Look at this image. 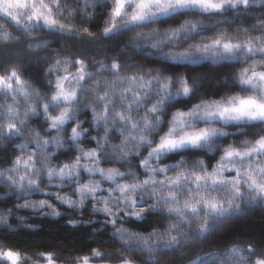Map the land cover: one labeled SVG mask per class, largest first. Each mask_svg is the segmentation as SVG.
Segmentation results:
<instances>
[{"label":"snow or ice","instance_id":"obj_1","mask_svg":"<svg viewBox=\"0 0 264 264\" xmlns=\"http://www.w3.org/2000/svg\"><path fill=\"white\" fill-rule=\"evenodd\" d=\"M0 21V264H264V239L222 257L185 247L264 215V0H0ZM43 61L46 79L26 75ZM93 77L105 136L82 148L68 122ZM41 117L52 139L26 132ZM33 217L86 243L68 257L64 241L17 247L24 230L39 238Z\"/></svg>","mask_w":264,"mask_h":264},{"label":"clouds","instance_id":"obj_2","mask_svg":"<svg viewBox=\"0 0 264 264\" xmlns=\"http://www.w3.org/2000/svg\"><path fill=\"white\" fill-rule=\"evenodd\" d=\"M3 25V21H0V26ZM64 42H60V46L63 47ZM41 56H43V53H41ZM47 63H50V61H43L41 63H33L31 65L26 64L25 65V72L26 75L36 76V73H40V78L46 79L44 76V69ZM95 77L92 78V80L88 81V84L85 86L86 90H82L79 94V97L77 101L74 102V107L72 109V115L73 119H71L68 123L72 125L73 127L79 125L78 130L80 131V146L82 148L84 147H95L97 142H103L102 138L105 136V130L103 127L96 124V122L93 119V110L96 112H102L103 111V104L97 102V97L102 95L99 91H92L90 89L95 87L94 81ZM4 98L0 97V105L4 103ZM95 106V107H94ZM64 105L61 104L57 106L54 109V114L58 113L63 109ZM110 114H109V128H113V125L111 123V114L115 111L119 110V102H116L115 106L109 105ZM3 109L0 108V111ZM134 118H139L143 115V111H140L139 113L133 112ZM122 125H120L119 122L116 123L115 127L119 128ZM0 127H3V122H0ZM41 128L47 129V124L44 122L43 117H41V123L40 125H29L28 129L26 130L27 133L31 132H38L41 134V139H52L51 136L44 135L43 132H41ZM87 129V131H84ZM55 134V133H54ZM68 136L71 135V128L68 125H65L64 130L59 133V135H65ZM118 136V133L116 134ZM128 133L125 132V136H127ZM111 136V134H110ZM30 134H26L23 136V140L30 139ZM120 144V139H109V145L111 147L118 146ZM65 151L67 149H64ZM143 151V149H141ZM54 155L59 156L60 153L53 149ZM147 155V152L144 153ZM60 162H63V160H60ZM53 163H56V161H53ZM119 163H123L122 161H113L111 164L106 166H112L117 167L119 166ZM132 167L130 164L125 163L124 168L121 169L122 171L127 170L128 168ZM144 195V194H142ZM145 199H147V196L145 195ZM125 223H128L127 221H124ZM171 221H164L163 218H161L159 221H150V220H143V221H137L135 223H129L128 226L133 229H141L143 232L151 231L153 227H158L161 223H168ZM202 222L201 220H194L192 222V226L195 227L196 225L200 224ZM94 223H98L97 221H94ZM87 226V225H86ZM241 244L244 245L246 242L243 241H237L232 239L231 237L224 234V231L209 236L207 240H196L194 243H191L189 245H185V247H188L191 249L193 255L200 254V253H213L216 257H222V254L225 253V250L232 247L233 244ZM184 248H178L177 249V255L179 253L183 252ZM137 264H142L143 261L147 259L145 255L137 254ZM191 257H185V264L188 259ZM204 259L209 261V264H221L220 260H214L211 256H205ZM161 264H171V261H162Z\"/></svg>","mask_w":264,"mask_h":264},{"label":"trees","instance_id":"obj_3","mask_svg":"<svg viewBox=\"0 0 264 264\" xmlns=\"http://www.w3.org/2000/svg\"><path fill=\"white\" fill-rule=\"evenodd\" d=\"M176 70L180 72L184 71L183 68H178ZM197 70L199 71L200 69ZM211 91L212 90L209 89V92ZM60 160H66V155H60ZM53 191H55V189H53ZM21 214H26V210H22ZM29 222L39 223L41 225V231L37 234L39 238H34L27 230H24L20 235L15 237V245L22 249L36 250L35 246L41 243L51 242L55 245L60 241H64L70 250L62 252L60 255L62 257H68L77 255L78 250L86 243V233L84 231L67 232V225L64 224L63 220L33 217ZM82 227L86 228L87 226L84 225ZM134 230L141 231V229ZM224 234L234 240L243 242H247L253 238L256 240L264 239V215L255 213L248 215L242 220L234 221L224 230ZM105 247L108 248L107 245H105ZM108 250H111V248H108Z\"/></svg>","mask_w":264,"mask_h":264},{"label":"rangeland","instance_id":"obj_4","mask_svg":"<svg viewBox=\"0 0 264 264\" xmlns=\"http://www.w3.org/2000/svg\"><path fill=\"white\" fill-rule=\"evenodd\" d=\"M113 264H115V262Z\"/></svg>","mask_w":264,"mask_h":264}]
</instances>
